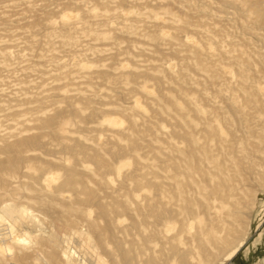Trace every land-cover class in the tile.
Here are the masks:
<instances>
[{
  "label": "bare ground",
  "instance_id": "bare-ground-1",
  "mask_svg": "<svg viewBox=\"0 0 264 264\" xmlns=\"http://www.w3.org/2000/svg\"><path fill=\"white\" fill-rule=\"evenodd\" d=\"M260 6L0 0V262L230 264L264 197Z\"/></svg>",
  "mask_w": 264,
  "mask_h": 264
},
{
  "label": "rangeland",
  "instance_id": "rangeland-1",
  "mask_svg": "<svg viewBox=\"0 0 264 264\" xmlns=\"http://www.w3.org/2000/svg\"><path fill=\"white\" fill-rule=\"evenodd\" d=\"M65 0H63L64 2ZM194 4H198L199 0H193ZM36 4H40L41 2L35 1ZM79 4H82V1L79 2ZM88 6V5H86ZM24 7V6H23ZM6 9V8H5ZM55 9V18L58 17V15L65 10L64 6H57ZM8 10V9H6ZM25 12V11H23ZM30 14H16L11 19L16 18H23L28 17ZM29 19V18H27ZM13 31L16 33V36L14 37V41H18L21 39V32L22 29L14 28ZM5 41L8 39L5 38ZM16 48H13L15 50ZM71 57H64L63 59H59L57 61V64H63L64 62L70 61ZM25 63V62H24ZM23 63V64H24ZM19 70H23V67ZM17 78H22L21 72L16 71H4L0 74V87L6 91V93L11 92H17L19 87V80L16 81ZM24 78H26L27 82L30 81L32 83H38L43 88L48 87L52 84V80L49 78L43 77L39 72H33L28 73ZM30 83V84H31ZM264 218V197H259V199L256 202V207L254 208L250 218H249V232L247 235V238L249 239L248 242L239 252L238 254L232 259L230 264H264V232H261L259 228V221ZM76 252H79L82 247L78 243H74V246L72 247ZM95 257H92V261L89 260V264H95L93 262V259Z\"/></svg>",
  "mask_w": 264,
  "mask_h": 264
},
{
  "label": "snow or ice",
  "instance_id": "snow-or-ice-1",
  "mask_svg": "<svg viewBox=\"0 0 264 264\" xmlns=\"http://www.w3.org/2000/svg\"><path fill=\"white\" fill-rule=\"evenodd\" d=\"M260 7H261V23H262V25H264V0H261V6ZM63 118H64L63 114H59L58 119H63ZM45 183H47V181H45ZM137 199H139V197ZM19 243L27 245L28 241L22 240V241H19ZM17 255L19 258H13L10 261L0 262V264H31V262L25 258L26 257V250L25 249H23V248L20 249ZM6 256L7 257H13L14 256L13 251L11 249H9L6 252ZM50 264H57V261L52 260L50 262ZM104 264H111V262L105 261ZM176 264H183V262L178 261V262H176Z\"/></svg>",
  "mask_w": 264,
  "mask_h": 264
}]
</instances>
